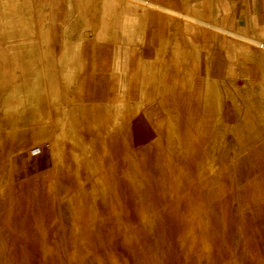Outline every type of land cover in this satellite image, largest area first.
I'll list each match as a JSON object with an SVG mask.
<instances>
[{
	"label": "rangeland",
	"instance_id": "1",
	"mask_svg": "<svg viewBox=\"0 0 264 264\" xmlns=\"http://www.w3.org/2000/svg\"><path fill=\"white\" fill-rule=\"evenodd\" d=\"M149 3L0 0V264H264V31Z\"/></svg>",
	"mask_w": 264,
	"mask_h": 264
},
{
	"label": "crops",
	"instance_id": "2",
	"mask_svg": "<svg viewBox=\"0 0 264 264\" xmlns=\"http://www.w3.org/2000/svg\"><path fill=\"white\" fill-rule=\"evenodd\" d=\"M150 1L151 10H160L159 5L162 6L161 10L173 9L170 6L174 4V0ZM215 2L218 6L217 11L222 15V21L218 26L231 29L262 28L264 31V0H215ZM145 26L155 25L148 20Z\"/></svg>",
	"mask_w": 264,
	"mask_h": 264
}]
</instances>
